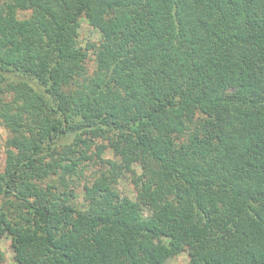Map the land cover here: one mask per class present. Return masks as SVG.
<instances>
[{
    "label": "trees",
    "instance_id": "1",
    "mask_svg": "<svg viewBox=\"0 0 264 264\" xmlns=\"http://www.w3.org/2000/svg\"><path fill=\"white\" fill-rule=\"evenodd\" d=\"M0 125L20 263L264 264V0H0Z\"/></svg>",
    "mask_w": 264,
    "mask_h": 264
},
{
    "label": "rangeland",
    "instance_id": "2",
    "mask_svg": "<svg viewBox=\"0 0 264 264\" xmlns=\"http://www.w3.org/2000/svg\"><path fill=\"white\" fill-rule=\"evenodd\" d=\"M94 34L91 26L88 25L86 20L81 21L80 28V42L82 45L89 40H94ZM88 74L93 72V61H88ZM11 133L8 129L0 125V171L3 170L6 163V142L10 138ZM94 152V147L88 150L87 154L90 155ZM105 158H112V154L107 151L104 154ZM106 171L104 163L97 160L95 157H92L89 161H84L81 165L75 170L73 174L65 176L64 181L58 180L57 176L53 177V181L56 184L61 183V189L69 190L75 193L76 202H81L83 200L84 187L90 185L96 178H98L103 172ZM120 193L122 195L128 196L131 199L136 198L135 187L129 177V174L123 175L117 185ZM145 215H149L145 212ZM188 261L187 252H183L178 256L170 259L167 264H185ZM0 264H22L17 258L11 247V239L8 235H5L0 239Z\"/></svg>",
    "mask_w": 264,
    "mask_h": 264
}]
</instances>
